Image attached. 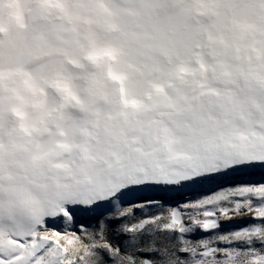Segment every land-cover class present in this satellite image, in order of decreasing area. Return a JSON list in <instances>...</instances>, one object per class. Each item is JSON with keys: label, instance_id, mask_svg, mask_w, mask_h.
I'll list each match as a JSON object with an SVG mask.
<instances>
[{"label": "rangeland", "instance_id": "obj_1", "mask_svg": "<svg viewBox=\"0 0 264 264\" xmlns=\"http://www.w3.org/2000/svg\"><path fill=\"white\" fill-rule=\"evenodd\" d=\"M0 264H264V0H0Z\"/></svg>", "mask_w": 264, "mask_h": 264}]
</instances>
